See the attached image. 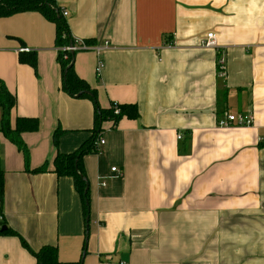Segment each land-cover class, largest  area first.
I'll return each mask as SVG.
<instances>
[{"label": "crops", "instance_id": "crops-1", "mask_svg": "<svg viewBox=\"0 0 264 264\" xmlns=\"http://www.w3.org/2000/svg\"><path fill=\"white\" fill-rule=\"evenodd\" d=\"M55 3L73 39L108 43L73 58L100 107L135 104L139 115L103 122L104 144L82 157L87 224L73 179L52 165L91 136L92 102L62 89L52 22L35 12L0 18V80L16 99L10 124L38 119L36 131L21 134L27 165L0 135V222L32 251L55 246L62 262L264 264V0ZM209 32L216 48L201 45ZM228 113L252 115L253 125L219 127ZM0 264L36 260L17 236L0 234Z\"/></svg>", "mask_w": 264, "mask_h": 264}, {"label": "trees", "instance_id": "trees-1", "mask_svg": "<svg viewBox=\"0 0 264 264\" xmlns=\"http://www.w3.org/2000/svg\"><path fill=\"white\" fill-rule=\"evenodd\" d=\"M23 12L38 13L55 25V46L58 48L57 60L62 72V89L72 97L89 99L93 105L94 127L91 136L72 153H56L52 165V170L57 176H69L73 179L75 190L81 198L83 213L86 217L89 210V190L87 188V191L84 192L88 186V182L82 164V157L86 154L98 153L95 143L103 132V122L109 121L112 123L111 127H115L117 122L123 117L135 119L139 115L137 106L135 104L111 102L108 108L100 107L96 92L89 87L85 80L79 78L73 69L75 52L62 51L60 49L72 45L74 40L69 34L67 23L63 19L61 10L56 5L55 0H0V18ZM85 42L88 44L92 43L91 40H86ZM19 61L34 67L36 59L32 54L20 53ZM84 91L89 93H84ZM15 106L16 99L14 94L8 91L4 83L0 80V135L2 134L22 151L27 165L28 149L21 139V134L36 131L38 128V119L35 117H16L14 126H11V112ZM58 136L59 131L56 130L53 134L54 146L57 145ZM46 169L47 166L43 165L36 171L44 172ZM3 185L4 172L0 165V203L3 200ZM3 226H5L4 223L0 222V234L17 236L21 241V245L33 255L36 264H82V259L77 262L60 261L57 256V249L53 245H45L37 251H32L26 241L16 231L6 226L2 230Z\"/></svg>", "mask_w": 264, "mask_h": 264}, {"label": "built area", "instance_id": "built-area-1", "mask_svg": "<svg viewBox=\"0 0 264 264\" xmlns=\"http://www.w3.org/2000/svg\"><path fill=\"white\" fill-rule=\"evenodd\" d=\"M61 14L63 17L67 16L66 11H61ZM74 42L70 46H65L60 48L62 51H71V52H78V51H93L97 53L98 55L103 52L105 49L108 48V43L105 42L103 45H95V44H88L85 41H82L80 39H73ZM201 45L205 48H216V40H215V35L212 32H209L205 35V37L201 40ZM165 47L171 48L174 46L173 42H167L164 44ZM29 49L24 47L20 49V52H28ZM103 66V62L99 59L97 62V65L95 67V72L97 75H99L100 70ZM217 66H218V75L219 77H224L225 76V69H226V64H225V59L222 56H219V59L217 60ZM217 125L219 127L223 128H230V127H250L253 125V117L252 115L249 114H225V116L220 119L217 122ZM104 144L103 138L100 136L96 140V147L97 150L101 145ZM112 172H116V175H120V173L117 171L116 167L111 168ZM104 185V183H102ZM1 215H0V220H1ZM118 264H127L124 261H120Z\"/></svg>", "mask_w": 264, "mask_h": 264}, {"label": "water", "instance_id": "water-1", "mask_svg": "<svg viewBox=\"0 0 264 264\" xmlns=\"http://www.w3.org/2000/svg\"><path fill=\"white\" fill-rule=\"evenodd\" d=\"M84 93H89V92H87V91H84ZM80 94V93H79ZM79 96V95H78ZM87 188H88V186L86 187V189H85V191L84 192H86L87 191ZM88 215L85 217V221H86V223L88 224ZM5 229V226H3L2 227V230H4Z\"/></svg>", "mask_w": 264, "mask_h": 264}]
</instances>
